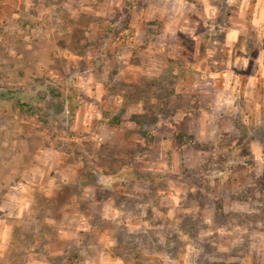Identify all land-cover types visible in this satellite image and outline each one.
<instances>
[{
	"label": "rangeland",
	"instance_id": "374dc122",
	"mask_svg": "<svg viewBox=\"0 0 264 264\" xmlns=\"http://www.w3.org/2000/svg\"><path fill=\"white\" fill-rule=\"evenodd\" d=\"M132 1L122 45L127 0H0L6 257L264 264V106L245 100L260 44L230 37L241 0Z\"/></svg>",
	"mask_w": 264,
	"mask_h": 264
},
{
	"label": "crops",
	"instance_id": "0c3cea01",
	"mask_svg": "<svg viewBox=\"0 0 264 264\" xmlns=\"http://www.w3.org/2000/svg\"><path fill=\"white\" fill-rule=\"evenodd\" d=\"M235 12L241 19L233 20L230 37L238 40L241 35L246 38L252 34L255 42L260 44L259 51L255 50L254 55H245L247 58L249 57L247 92L245 94L248 97L245 100L247 104L262 107L264 106V0H241ZM10 236L9 226L3 225L0 229V264H12L6 257ZM64 250L62 249V252H65ZM115 260L117 264H124L123 260L118 257H115Z\"/></svg>",
	"mask_w": 264,
	"mask_h": 264
},
{
	"label": "trees",
	"instance_id": "16d2710c",
	"mask_svg": "<svg viewBox=\"0 0 264 264\" xmlns=\"http://www.w3.org/2000/svg\"><path fill=\"white\" fill-rule=\"evenodd\" d=\"M133 5V1L132 0H127V5L125 7V10H124V13L126 14V19L124 21H122V24L120 26V31H119V34L117 35L116 37V40L117 41H120L122 45H125L127 44V42L129 41V37H126V35H124V32L125 31H128L129 32V24H128V21H129V15H130V9ZM18 106L21 108V110L25 113H28V114H39L40 116V119L47 123L48 124V121L47 119L44 117L45 115L41 114L38 110H35L34 109V106L31 105L30 103L28 102H22V101H18ZM59 106H62V104H60ZM45 118V119H44ZM120 121H121V118L119 116H116L114 119H112L111 123L114 124V125H119L120 124ZM185 135H179L178 137H184ZM53 138L55 139L56 137L53 136ZM243 163H236L234 166H240L242 165ZM244 165V164H243ZM246 165H250L249 162L246 163ZM233 166V167H234ZM233 167L230 166V171L228 172L231 173V171L233 170ZM232 168V169H231ZM251 168V167H250Z\"/></svg>",
	"mask_w": 264,
	"mask_h": 264
}]
</instances>
